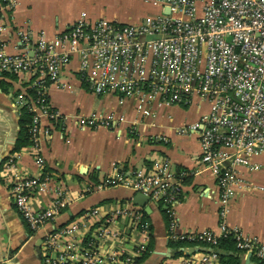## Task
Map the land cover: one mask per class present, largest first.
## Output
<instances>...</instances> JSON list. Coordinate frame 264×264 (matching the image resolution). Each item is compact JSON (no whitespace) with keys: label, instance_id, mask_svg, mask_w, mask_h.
I'll return each instance as SVG.
<instances>
[{"label":"built area","instance_id":"2783aa9c","mask_svg":"<svg viewBox=\"0 0 264 264\" xmlns=\"http://www.w3.org/2000/svg\"><path fill=\"white\" fill-rule=\"evenodd\" d=\"M149 2L157 11L139 23L91 20L83 13L70 28L52 37L39 33L31 38V31H22L23 48L15 54L6 52L0 40V71L30 75L33 85L41 87L39 97L29 96L24 88L16 100L33 112L28 125L31 143L23 149L31 152L41 173L24 172L19 165L23 149L7 157L4 169L22 218L32 231L46 229L40 242L42 264H136L151 237L150 223L133 199L110 209L91 206L57 222L65 192L52 175L44 173L41 141L49 133L42 119L52 121L60 115L47 98L45 83H57L73 60L97 94L116 92L138 97L141 103L155 98L166 104L208 103V111L178 130L199 133L200 161L217 180L223 215L239 189L251 185L241 169L255 170L259 165L252 158L264 155V0ZM15 4V0L0 3V38L5 28L3 9ZM143 111L151 114L149 109ZM111 120L113 115L98 113L78 117L81 127ZM121 183L147 195L150 202H163L172 216L170 226H175L182 185L169 157L157 155L149 169H137ZM39 192L50 195L48 205L39 203L35 196ZM222 230V235L229 231L224 224ZM233 231L237 247L264 262V243ZM184 237L210 245L197 258L166 264H221L216 234L205 229L179 236Z\"/></svg>","mask_w":264,"mask_h":264},{"label":"crops","instance_id":"0c3cea01","mask_svg":"<svg viewBox=\"0 0 264 264\" xmlns=\"http://www.w3.org/2000/svg\"><path fill=\"white\" fill-rule=\"evenodd\" d=\"M3 9L5 28L1 42L8 53L23 48L22 31L35 37H52L66 31L84 13L88 19L104 18L122 23H139L146 14L156 12L149 0H15ZM3 5L4 2H1ZM31 39V45L34 44ZM78 61L65 67L59 81L47 86V97L59 112V118L42 119L49 129L41 141L45 173L52 175L63 188L66 203L59 224L91 206L110 209L133 199L135 191L122 179L137 169H149L157 155L171 159L177 180L182 185L181 200L175 206V226L167 223L158 203L150 202L151 211L136 204L151 226V248L136 264H166L182 257L197 258L204 245L177 247L181 235L209 230L222 236V224L229 230L264 243V155L252 158L259 167L242 168L251 183L240 188L228 202L225 214L219 201V187L211 169L200 161V138L197 132L180 133L183 123L196 120L208 111L207 102L192 104L160 103L158 98L140 102L138 97L116 92L97 94L77 70ZM30 75L0 71V264H42L41 237L46 229L32 231L12 201L4 165L14 151L21 134V107L17 96L33 85ZM141 103V107H139ZM149 109L151 114L144 113ZM98 113L113 115L109 124L81 127L78 117ZM123 117V120L119 118ZM19 162L25 173H41L29 150ZM114 178L115 182H107ZM42 206L50 195H36ZM146 212V216L145 213ZM180 251H182L181 254ZM247 253L241 254L245 264ZM222 264V262H221ZM250 264H260L253 256Z\"/></svg>","mask_w":264,"mask_h":264},{"label":"trees","instance_id":"16d2710c","mask_svg":"<svg viewBox=\"0 0 264 264\" xmlns=\"http://www.w3.org/2000/svg\"><path fill=\"white\" fill-rule=\"evenodd\" d=\"M1 2L5 3V0H1ZM5 72H9V71H2V73H5ZM49 83L50 82L47 80V82L45 84L48 85ZM40 88L41 87L39 85H31L30 87L27 88L28 95L31 97H34V98L39 97L38 91L40 90ZM20 112H21V117H20L21 134H20V137L17 141V144L15 146L14 151L21 150V149L29 146L31 143L28 125L31 122L33 112L29 109V106L27 104L21 106ZM45 170H44V173H45ZM159 205L162 209L163 215H164L167 223L170 224L172 221V216L167 211V208L165 207L163 202L159 203ZM144 213L146 216L147 215L146 212H144ZM144 219H146V218L144 217ZM24 222H25V220H24ZM26 225H27V223H26ZM150 229H151V226H150ZM151 238L152 237H150L148 247H147L146 251L144 252V254L142 255V257L146 256L149 253V250L151 248V246H150L151 245V242H150ZM236 242H237L236 233L232 230H229L227 233H225L224 235L217 238L215 248L219 251L220 260H221L222 264H241V254L244 251L237 247ZM175 244L178 248L186 246V245H199V244L204 245V246H206V248H208V245H210L206 241H202V240H199L197 238L190 239L188 237L178 238L176 240ZM181 253H182V251H180L179 254H181ZM253 258H255L260 264H264V262L259 261L255 256H253ZM138 261H139V259L137 260V262Z\"/></svg>","mask_w":264,"mask_h":264},{"label":"water","instance_id":"95a60500","mask_svg":"<svg viewBox=\"0 0 264 264\" xmlns=\"http://www.w3.org/2000/svg\"><path fill=\"white\" fill-rule=\"evenodd\" d=\"M133 201L143 207L146 211H151V206H150V199L147 195L143 194L142 192H136ZM251 253H247L246 259H245V264H250L251 263Z\"/></svg>","mask_w":264,"mask_h":264},{"label":"rangeland","instance_id":"374dc122","mask_svg":"<svg viewBox=\"0 0 264 264\" xmlns=\"http://www.w3.org/2000/svg\"><path fill=\"white\" fill-rule=\"evenodd\" d=\"M151 13H154V12H151Z\"/></svg>","mask_w":264,"mask_h":264}]
</instances>
